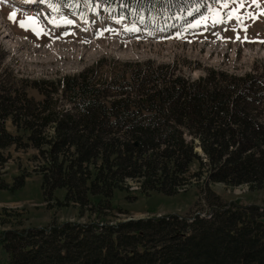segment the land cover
<instances>
[{"label": "trees", "instance_id": "16d2710c", "mask_svg": "<svg viewBox=\"0 0 264 264\" xmlns=\"http://www.w3.org/2000/svg\"><path fill=\"white\" fill-rule=\"evenodd\" d=\"M78 1L98 3L91 13L134 17L133 28L158 14L164 22L193 17L208 0H65ZM102 69L0 87V165L10 147L34 148L46 200L63 189V203L98 213L115 208L128 180L137 182L128 195L135 200L174 195L201 178L264 190V64L244 74L211 67L196 79L151 59ZM18 178L21 187L25 175ZM204 193L215 207L207 217L52 221L3 231L0 246L9 264H264V207H225L209 186Z\"/></svg>", "mask_w": 264, "mask_h": 264}, {"label": "rangeland", "instance_id": "374dc122", "mask_svg": "<svg viewBox=\"0 0 264 264\" xmlns=\"http://www.w3.org/2000/svg\"><path fill=\"white\" fill-rule=\"evenodd\" d=\"M44 2L48 4L45 16L37 12L17 13L0 4V15L15 35V39L9 37L11 33L0 21V87H12L19 80L59 79L91 66L108 73L119 63L148 59L174 63L192 79L204 75L211 67L244 74L264 64V0H209L193 17L164 22L158 14L133 28L131 22H138L134 17L92 19L78 12L83 7L79 1L73 4L74 10L65 0ZM99 6L97 3L91 9L86 3V8L92 11H98ZM55 21L61 24L59 28L47 31L48 22ZM28 92L37 99L42 97L30 88ZM6 125L15 132L10 120ZM6 154L8 161L0 165V184L4 186L0 188V236L9 229L44 227L52 221L115 225L166 214L207 217L215 207L207 201L205 186L222 198L225 207L232 204L264 207V190H250L246 184L206 185L204 179H194L174 195L151 192L135 200L128 195L138 189L137 182L128 180L127 191L115 192V208L98 213L89 206L63 203V189L57 190L52 200H46L42 158L36 149L10 147ZM197 167L193 165L192 171ZM21 175H25V183L20 187ZM0 264H9L2 244Z\"/></svg>", "mask_w": 264, "mask_h": 264}, {"label": "bare ground", "instance_id": "6f19581e", "mask_svg": "<svg viewBox=\"0 0 264 264\" xmlns=\"http://www.w3.org/2000/svg\"><path fill=\"white\" fill-rule=\"evenodd\" d=\"M13 1L16 2V4L18 5V7H19V4L21 5V0H13ZM22 3H23V0H22ZM11 8L14 9L13 6H11ZM19 10H21V9L19 8ZM56 26H57V25H56ZM5 28H6L7 30H9V27H7V25H5ZM6 34H7V32H6ZM9 37H11L12 39H13V38L15 39V36H14L12 33L9 35ZM17 40H18V39H17ZM18 42H19V41H18Z\"/></svg>", "mask_w": 264, "mask_h": 264}, {"label": "snow or ice", "instance_id": "6c2138e0", "mask_svg": "<svg viewBox=\"0 0 264 264\" xmlns=\"http://www.w3.org/2000/svg\"><path fill=\"white\" fill-rule=\"evenodd\" d=\"M68 22H70V21H68ZM22 24H23V22H21Z\"/></svg>", "mask_w": 264, "mask_h": 264}, {"label": "water", "instance_id": "95a60500", "mask_svg": "<svg viewBox=\"0 0 264 264\" xmlns=\"http://www.w3.org/2000/svg\"><path fill=\"white\" fill-rule=\"evenodd\" d=\"M199 150H201L200 148H198Z\"/></svg>", "mask_w": 264, "mask_h": 264}]
</instances>
